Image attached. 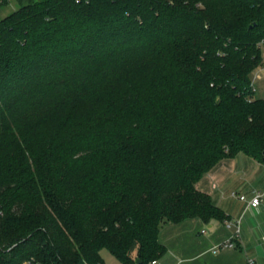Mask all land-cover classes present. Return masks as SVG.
I'll return each instance as SVG.
<instances>
[{
    "label": "trees",
    "instance_id": "trees-1",
    "mask_svg": "<svg viewBox=\"0 0 264 264\" xmlns=\"http://www.w3.org/2000/svg\"><path fill=\"white\" fill-rule=\"evenodd\" d=\"M9 0H0V7ZM0 18V264H149L196 184L264 165V0H14Z\"/></svg>",
    "mask_w": 264,
    "mask_h": 264
},
{
    "label": "crops",
    "instance_id": "crops-1",
    "mask_svg": "<svg viewBox=\"0 0 264 264\" xmlns=\"http://www.w3.org/2000/svg\"><path fill=\"white\" fill-rule=\"evenodd\" d=\"M196 188L209 194L227 218L210 223L194 218L164 224L159 242L166 252L157 264H247L249 258L264 264V165L238 153L221 160ZM234 192L246 200L234 197ZM257 193L262 195L260 206L249 207L248 202ZM238 222L240 238L235 240L236 246H223L236 232Z\"/></svg>",
    "mask_w": 264,
    "mask_h": 264
},
{
    "label": "rangeland",
    "instance_id": "rangeland-1",
    "mask_svg": "<svg viewBox=\"0 0 264 264\" xmlns=\"http://www.w3.org/2000/svg\"><path fill=\"white\" fill-rule=\"evenodd\" d=\"M9 4L7 6L0 7V18L5 17L12 12H14L18 5L14 2V0H9ZM262 56L264 59V45L262 46ZM255 86L257 90V96L259 98L264 99V60L263 65L259 66L255 71ZM102 256L105 260V264H121L112 254L109 250L103 249L102 250Z\"/></svg>",
    "mask_w": 264,
    "mask_h": 264
},
{
    "label": "built area",
    "instance_id": "built-area-1",
    "mask_svg": "<svg viewBox=\"0 0 264 264\" xmlns=\"http://www.w3.org/2000/svg\"><path fill=\"white\" fill-rule=\"evenodd\" d=\"M262 45H264V41H262ZM255 79H256V78H255ZM253 83L255 84L254 79H253ZM232 195H233L234 197H237V196H238L236 192L232 193ZM238 197H239V199L242 200V201H245V200H246V197H245V196H238ZM261 202H262V195H261L260 193H257V194H255V195L253 196V198L248 202V206H249V207H253V208H257V207L260 206ZM236 227H237V228H236V232L234 233V235H233L229 240H227V242L224 243L223 246H225V247H230V248L236 246V244H235V240H238V239L240 238V222L236 223ZM202 232H205V231L203 230ZM25 264H32V263H30V262H26ZM149 264H157V261L154 260V261L150 262ZM247 264H257V263H256V260H255V259H253V258H249V259L247 260Z\"/></svg>",
    "mask_w": 264,
    "mask_h": 264
}]
</instances>
